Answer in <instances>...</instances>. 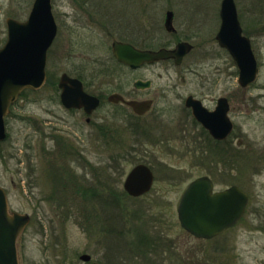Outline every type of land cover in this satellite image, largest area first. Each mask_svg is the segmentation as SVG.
Returning a JSON list of instances; mask_svg holds the SVG:
<instances>
[{
  "label": "rangeland",
  "instance_id": "1",
  "mask_svg": "<svg viewBox=\"0 0 264 264\" xmlns=\"http://www.w3.org/2000/svg\"><path fill=\"white\" fill-rule=\"evenodd\" d=\"M162 1L163 7L175 10L181 32H188L186 25L200 28L207 39V55L199 60L191 56L183 69L196 62L202 73H211L218 81V92L235 87L237 77L229 76L235 70L232 58L215 38L222 0ZM235 1L240 20L249 28L245 32L255 36L261 57L259 77L247 95L261 97L255 100L264 103V0ZM29 2L0 0V47L7 39V17L25 19ZM187 10L196 14L187 15ZM254 22L261 28L254 29ZM100 45L84 46L89 54L84 60L50 59L48 68L58 74L73 64L87 72L102 70L95 57L105 59L108 53ZM166 66L149 68L155 84L148 95L158 91L157 101L168 108L163 117L173 123L178 90L172 88L174 68L168 74ZM117 74L116 78L128 77L123 69ZM192 77L188 73L183 91L198 89ZM47 89L21 95L6 116V137L0 140V185L8 194L10 209L31 216L20 240L22 264H85L83 254L101 264H264V110L239 119L246 141L259 154L238 157L239 168L217 179L219 188L225 183L244 185L250 194L245 216L221 235L203 240L188 234L177 215L188 183L209 170L194 165L188 142L143 140L137 128L127 130L123 114L116 117L115 134L94 138L90 124L83 119L79 124L58 97L49 98ZM127 121L136 125L141 120ZM139 163L152 168L155 181L150 191L130 196L124 182Z\"/></svg>",
  "mask_w": 264,
  "mask_h": 264
},
{
  "label": "flooded vegetation",
  "instance_id": "2",
  "mask_svg": "<svg viewBox=\"0 0 264 264\" xmlns=\"http://www.w3.org/2000/svg\"><path fill=\"white\" fill-rule=\"evenodd\" d=\"M36 1L30 0L28 15L25 19L9 16L6 22L10 18L26 20ZM153 2L158 3L159 7L154 6ZM191 2L192 0H187V3ZM163 3L162 0H50L51 12L56 23V34L46 54V81L39 89H27L23 93L25 91L36 92L47 87V90H50L49 98L58 97L64 110L74 113L79 124L82 119L90 124L91 136L97 139L115 134L117 131L114 127L116 117L123 114L126 118L127 130L131 132L132 127L137 128L143 140L155 141L157 139L167 144L172 138H177L188 142L187 149L194 158V165L204 169L209 168L207 172L195 178L208 176L212 180L214 193L237 187L248 194L249 204L250 194L243 184L242 186L240 183H225V187L219 188L217 179L218 176L225 177L227 172L237 170L241 164L238 160L240 161L239 158H243L245 153L259 154V149L246 141L244 137L246 131L239 122V119L246 115L250 116L253 112L259 113L261 109L264 110V103L255 100L261 97L247 95L255 81L247 85L240 81L239 66L229 49L223 46L220 47L232 58L233 66H235V70L229 75L237 77L235 87L231 89L225 87L218 92V81L213 79L211 73H202V70L197 68L196 62L191 61L189 68L185 66L183 69L191 56L194 57L192 60H199L207 55V39L200 28L192 29L186 25L188 32H181L175 24V10L163 7ZM162 9L163 11H160ZM168 12L173 13L172 24L169 28L166 26ZM185 13L187 15L196 14L195 11L188 10ZM238 16L240 20L239 10ZM240 24L243 35L250 41L257 64L261 67V57L255 48V36L245 32L249 28L242 20ZM252 27L261 28L259 23L255 22ZM119 43L130 45L141 52L174 49L180 43H187L190 50L179 64L176 63L175 58L169 57L154 62L145 61L133 67L119 60L115 53V44ZM100 44L107 47L108 53L105 59L95 57V60H101L102 70L87 72L85 68L73 64L71 67L67 65L58 74L48 68L50 59L66 62L84 60L89 54L84 52L83 47L96 48L101 47ZM137 56L135 55V58L138 59ZM165 65H167L168 74L170 68H174L175 72L174 87H172L178 90L175 92L178 102L173 114L175 124L164 119V113L168 111L166 110L168 108L157 101L158 91L154 96L148 95L155 84V81L148 75L149 68L161 66L163 69ZM226 67L228 69V65ZM119 69H123L128 74L127 79L119 76L116 78ZM133 72L136 73L135 78L132 77ZM188 73L193 74L192 78L196 79L197 90H182L188 84ZM63 75L70 78L65 81V86L60 85ZM215 75L218 77L217 73ZM71 79L79 80L84 92L95 97V102L90 103L89 101L87 106L82 104L83 97L75 88L79 87L78 82H72ZM65 88L69 90L67 93V98L71 101L69 106L62 100V92ZM74 100H78L75 103H80V105L73 104ZM133 101L147 103V107L136 110L130 103ZM91 105L92 108H90ZM117 109H120V112L117 113ZM133 118L141 121L136 122L138 123L136 125L132 121L128 123L127 120ZM71 135L73 136L72 133ZM67 138L71 137L67 135L65 139L68 140ZM148 168L152 170L150 166ZM190 235L197 238L193 234Z\"/></svg>",
  "mask_w": 264,
  "mask_h": 264
},
{
  "label": "water",
  "instance_id": "3",
  "mask_svg": "<svg viewBox=\"0 0 264 264\" xmlns=\"http://www.w3.org/2000/svg\"><path fill=\"white\" fill-rule=\"evenodd\" d=\"M172 15V12H168L167 28L172 24ZM221 17L222 25L217 39L237 60L241 70L240 81L246 85L256 78L258 68L250 42L242 35L235 0H223ZM55 34L56 23L50 0H37L25 22L8 20V40L0 48V140L6 137L5 116L20 93L26 88L38 89L44 84L46 54ZM189 50L187 43H180L173 50L162 49L158 52H141L127 44H115L119 60L133 67L145 61L154 62L169 57L175 58L179 64ZM135 55H138V59ZM68 79V76L63 75L60 85L65 86ZM71 80L78 82L79 87L75 88L83 97L82 104L87 106L89 101L95 102V97L84 92L79 80ZM68 92V88H65L62 96L64 103L69 106L71 101L67 98ZM75 101L73 104L80 105ZM131 104L136 110L147 107V103L142 102ZM152 181V171L142 164L129 174L125 188L132 195H140L149 190ZM212 188L208 177L196 179L183 193L178 207L182 226L198 237H212L235 224L242 216L248 201L247 194L236 187L217 193H213ZM29 221L28 214L10 211L6 192L0 187V264H20L17 242ZM90 258L88 254L81 256L84 261Z\"/></svg>",
  "mask_w": 264,
  "mask_h": 264
}]
</instances>
